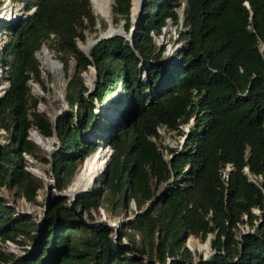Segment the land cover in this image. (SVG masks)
Here are the masks:
<instances>
[{
  "label": "trees",
  "instance_id": "1",
  "mask_svg": "<svg viewBox=\"0 0 264 264\" xmlns=\"http://www.w3.org/2000/svg\"><path fill=\"white\" fill-rule=\"evenodd\" d=\"M11 1L35 8L0 18L7 80L0 187L34 202L44 179L25 167L24 154L36 158L38 150L29 129L55 132L58 144L49 158L39 157L54 180L41 216L0 198V264H264V0H143L131 43L113 34L88 53L77 40L96 31L90 0ZM131 2L111 1L112 21L123 20L126 33L134 24ZM168 20L184 29L177 30L180 46L164 57L155 37ZM42 44L56 49L66 71L75 59L66 74L67 108L55 119L38 109L40 96L28 83L41 85L35 52ZM90 65L97 76L88 92L82 72ZM158 127L184 134L177 147L160 145L168 157ZM99 141L111 148L102 171L108 149ZM68 186L70 193L88 188L69 204L57 194ZM101 204L112 215L131 207L132 216L113 228L76 213L93 220ZM191 234L208 239L206 256L186 245ZM36 236L33 254L1 246L8 239L28 251Z\"/></svg>",
  "mask_w": 264,
  "mask_h": 264
},
{
  "label": "rangeland",
  "instance_id": "2",
  "mask_svg": "<svg viewBox=\"0 0 264 264\" xmlns=\"http://www.w3.org/2000/svg\"><path fill=\"white\" fill-rule=\"evenodd\" d=\"M139 5H140V1L138 3L136 10L135 11L131 10L132 19L135 18L139 10ZM90 6H91L92 12L96 15L98 22L95 24L96 31L87 32L86 39L84 41L77 40V43H82L85 46L87 45V41L93 38L99 31H102V30L110 31L111 28L114 29L115 27L120 28L122 27V22H123V20H121L119 23L113 22L111 12L109 16L103 15V14L97 15L95 12V5H94L93 0H90ZM28 11H25L24 6L21 2H12L11 0H4L2 4L0 5L1 18H6L9 20L15 19L19 16H23ZM100 23L103 24V27L100 26ZM178 29L180 30L184 29V26L181 22L180 24L176 25V24H173L170 20H168V23L163 28V33L155 37L158 45L164 46V49L162 51L164 57H169L174 51V49L180 46L182 41L179 40V35L177 33ZM4 38L5 36L3 35V33H0V42H2ZM47 45L44 44V46L46 47L51 57L57 62V66L55 68L48 67L44 63L45 56L42 51V48H40L39 50H36L35 54L40 63L41 72H42L41 74L42 81H41V85L38 82H35L31 79L28 80V83L30 84L32 93L37 96H40V99L37 103L38 109L45 111L50 116V118L54 119L55 115L64 111L67 108L66 103H65V98H64L66 81H67L66 74L71 73L75 59L72 56L69 57L68 59L69 67H68V71H66L65 66L62 60H60V57L58 56V52L56 51V49L51 45H48V46ZM91 70L92 68L90 65L86 71L82 72L83 78L87 84L88 82L91 81V78L93 76V72H90ZM140 77L145 79V72H141ZM6 85H7V80H5L0 74V93L3 92ZM119 106L120 104L118 105L117 108H119ZM109 109L112 110L113 108L110 106ZM186 129H187V125H183V130H186ZM33 132H38V131L34 127H31L29 129L28 137L31 140H33V142L37 145L38 150H36V158L30 154H27V153L24 154L27 160L25 167L28 170H30L34 175L41 177L43 179L46 178L49 180V182L47 184L43 183V186L38 188L37 194H36V200L34 202L28 201L23 197H16L13 194L12 190L6 189L4 187H0V198L6 199L11 205H13L15 210L19 213H28L35 217H39L42 215L43 208L46 205L47 198L50 194V191L54 190V187H53L54 180H53V176L51 173V168L48 163L42 162L39 159V157L45 155L49 158L50 152L53 149H55L56 145L58 144V141L54 140L52 136H42L38 132L39 135L45 141V145L40 146L34 141ZM159 133L161 134L160 139H156L159 146L161 144L162 145L167 144L168 146H171V147H177L179 146V144L182 142L184 138V134L179 133L176 130L166 131L162 127H159ZM5 141H6V133L4 132L3 129L0 128V144ZM49 145L52 146V149L50 150V152H48ZM160 148L162 149L164 155L168 157L169 154H168L167 149L164 146H160ZM90 153L92 154V152ZM102 153H103V150L96 153V155L93 157V162L96 159V157H98V155H101ZM76 173L77 172H75L74 175H76ZM131 206L133 207V204H131ZM76 213L78 214V216L81 217L83 221L93 222V224L104 221V222H107L113 228L116 227L119 220L125 219L126 215L130 217L132 216L131 207H129V210L127 211L121 210L119 214L112 215L109 207L103 204H101V206H99L97 210L93 209L91 211L93 220L89 221L88 220L89 216L85 212L80 213L78 210H76ZM246 226H247L246 224H240L239 227L242 229V228H246ZM16 237L21 238L20 235ZM37 237L38 236H36L35 241H33L31 244H25V246L28 247L29 249L28 251L23 250L24 248H22L19 244L11 240H8V239H5L3 242H1L2 244L1 246L5 250L11 251L12 253H14V255L16 256H20L24 254L29 255V254H33L36 250ZM123 241H126V237L123 238ZM185 243L193 252H199L203 256H206L211 250L208 239L202 240L198 236H194L192 234L186 238ZM10 264H14V263H10Z\"/></svg>",
  "mask_w": 264,
  "mask_h": 264
},
{
  "label": "water",
  "instance_id": "3",
  "mask_svg": "<svg viewBox=\"0 0 264 264\" xmlns=\"http://www.w3.org/2000/svg\"><path fill=\"white\" fill-rule=\"evenodd\" d=\"M140 1V5H139V10H138V12H137V14H136V16H135V18H134V24L132 25V27H131V29H130V32H125L124 31V29H123V27H118V28H114L113 30H111V31H99L97 34H96V36H94L93 38H91L90 39V43H89V46L86 48H84L82 45H81V43H78V46L79 47H82V49H83V51L84 52H86V53H88V50H89V48L95 43V42H97L98 40H100V39H102V38H106V37H110V36H112L113 34H122V35H124L125 37H127L128 39H130V43H131V35H132V30H134L135 28H136V22H137V17H138V15H139V12H140V10H141V8H142V1L143 0H139ZM132 3V2H131ZM35 8V7H34ZM33 8V9H34ZM130 9H131V7H130ZM31 13V11H28L26 14H30ZM0 18H1V16H0ZM41 48H42V51H43V49H45V50H47L46 49V47L44 46V44H42L41 45ZM91 68H92V71H93V76H92V78H91V81L90 82H88V86H89V89H88V92L89 91H91L92 90V88L94 87V79L96 78V76H97V74H96V68H95V66L94 65H91ZM4 91V90H3ZM3 93V92H2ZM2 93H0V95L2 94ZM55 117H56V115H55ZM55 117H54V119H55ZM52 138L54 139V140H57L58 141V139H57V136H56V133L55 132H53V134H52ZM105 148V149H108V156H107V158H106V160H105V163H104V166L102 167V169H101V171L104 169V167L107 165V163H108V161H109V159H110V154H111V148H110V146H109V144L107 143V142H105V141H99V148ZM52 149V146L51 145H49L48 146V152H50V150ZM98 149V148H97ZM49 156H50V154H49ZM88 156V155H87ZM81 164V163H80ZM80 166V165H79ZM245 169L247 170V166H245ZM100 171V172H101ZM75 176V175H74ZM49 182V180L48 179H44V183L45 184H47ZM88 187L87 186H81V187H79L74 193H72V194H69L68 192H67V188H65L64 190H61V191H58L57 192V194L58 195H60L61 197H67L68 198V203L70 204L71 202H72V200L76 197V195L79 193V192H82V191H85L86 189H87ZM79 218L81 219V217L79 216ZM82 220V219H81ZM83 221V220H82ZM84 223H86V224H93V222H86V221H83Z\"/></svg>",
  "mask_w": 264,
  "mask_h": 264
},
{
  "label": "bare ground",
  "instance_id": "4",
  "mask_svg": "<svg viewBox=\"0 0 264 264\" xmlns=\"http://www.w3.org/2000/svg\"><path fill=\"white\" fill-rule=\"evenodd\" d=\"M93 1H94V5H95V12H96L97 15H100V14L108 15V16L110 15V12H111V1L110 0H93ZM138 3H139V0H132V4H133V8L131 7L132 11L136 10V8L138 6ZM111 30H113V28H111L110 31ZM105 31H107V30H105ZM89 43H90V40L87 41V45L86 46L84 44H82V43H81V45L84 48L85 47L87 48L89 46ZM43 53H44V56H45L44 63L50 68H55L57 66V62L51 57V55L49 54V52L47 50L43 49ZM33 138H34V141L37 144H39L40 146H44L45 145V141L39 135L38 132H33ZM85 161H86V159L84 160V162ZM84 162L78 167L77 171L84 164ZM74 178H75V176L73 177V179ZM71 184H72V181H71ZM67 192L69 194H72V193H70L69 186L67 188Z\"/></svg>",
  "mask_w": 264,
  "mask_h": 264
},
{
  "label": "built area",
  "instance_id": "5",
  "mask_svg": "<svg viewBox=\"0 0 264 264\" xmlns=\"http://www.w3.org/2000/svg\"><path fill=\"white\" fill-rule=\"evenodd\" d=\"M33 10V8L32 9H30V11H32ZM158 131H159V127H158Z\"/></svg>",
  "mask_w": 264,
  "mask_h": 264
}]
</instances>
